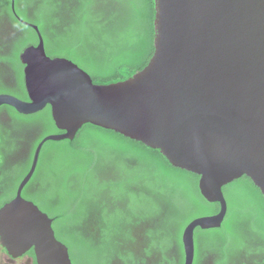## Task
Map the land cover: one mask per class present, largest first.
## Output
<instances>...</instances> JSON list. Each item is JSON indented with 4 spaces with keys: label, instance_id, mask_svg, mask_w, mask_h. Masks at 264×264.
Masks as SVG:
<instances>
[{
    "label": "water",
    "instance_id": "obj_1",
    "mask_svg": "<svg viewBox=\"0 0 264 264\" xmlns=\"http://www.w3.org/2000/svg\"><path fill=\"white\" fill-rule=\"evenodd\" d=\"M154 52L132 77L95 84L73 61L36 45L20 54L28 100L0 94V108L36 114L47 106L61 133L44 137L15 197L0 208V246L12 259L33 250L36 264H73L53 219L22 192L47 141L73 140L85 124L158 149L176 168L200 177L215 215L184 229V264L195 258L197 228L221 227L223 187L249 177L264 197V0H154Z\"/></svg>",
    "mask_w": 264,
    "mask_h": 264
},
{
    "label": "trees",
    "instance_id": "obj_2",
    "mask_svg": "<svg viewBox=\"0 0 264 264\" xmlns=\"http://www.w3.org/2000/svg\"><path fill=\"white\" fill-rule=\"evenodd\" d=\"M23 1L24 8H19L16 0L17 12L39 27L47 55L73 61L95 84L124 81L141 71L153 55L154 0ZM4 3L12 15L11 0ZM16 28L21 35L9 52L0 54V62L11 66L19 89L0 84V93L28 100L20 54L36 45L38 37L25 24L17 23ZM1 109L7 110L16 128H37V136L28 157L13 166L10 186L0 195V208L15 197L41 140L62 132L52 119L50 106L32 115L19 114L7 105ZM10 133L0 125V162L2 148L15 142ZM199 179L174 167L158 149L85 124L73 140H50L43 145L22 196L47 213L54 230L61 228L77 242V248L86 245L98 262L120 258L135 264L152 251L162 254L168 264H184L185 227L198 217L220 211L219 203L202 196ZM223 192L228 204L225 219L219 228L196 229L193 264L208 258L212 264H264L262 192L247 176L224 186ZM243 201L253 216L247 227L236 228Z\"/></svg>",
    "mask_w": 264,
    "mask_h": 264
},
{
    "label": "flooded vegetation",
    "instance_id": "obj_3",
    "mask_svg": "<svg viewBox=\"0 0 264 264\" xmlns=\"http://www.w3.org/2000/svg\"><path fill=\"white\" fill-rule=\"evenodd\" d=\"M18 1L19 2L17 5L19 6V8H24L25 2L23 0H18ZM4 7H5L4 0H0V54L2 55L10 51V49L14 45V41L17 39L18 36L21 35L20 31L16 28L17 23H22L21 20L26 21V19L17 12L16 0H11L12 15H10ZM0 84L6 85L11 89H19V85L13 69L7 63H3V62H0ZM4 94H10V93H4ZM0 125H4L8 129H10V131L12 132L10 133V135L12 136L11 138H14V141L16 142L15 145L18 146V147H13L12 145L15 142L11 143L8 141L9 143L7 144V148H2L3 155L0 162V195H2L10 186L9 184L12 178L10 172L12 171L13 166L22 159L28 157V155L30 154L32 143L35 141L37 136V128L34 127L29 129L16 128L15 125L12 123V118L9 116L7 110L1 108H0ZM4 172L6 174H4ZM130 247L133 250V244H130ZM30 251L21 258L27 256L29 264H36L35 256L30 255ZM157 260H159V262L161 261L162 262L161 264H168L162 260V254H156L153 253L152 251L150 252V255H145L144 257H142V259L139 262L136 263L135 261V264H160ZM99 264H133V263L130 261H123L120 258H116L115 260L112 259L104 263L99 262ZM200 264H212L211 258L203 259Z\"/></svg>",
    "mask_w": 264,
    "mask_h": 264
},
{
    "label": "rangeland",
    "instance_id": "obj_4",
    "mask_svg": "<svg viewBox=\"0 0 264 264\" xmlns=\"http://www.w3.org/2000/svg\"><path fill=\"white\" fill-rule=\"evenodd\" d=\"M41 207L46 210V206L44 204H40ZM241 213L240 215L235 219L234 226L237 228H242L244 226L247 227V221L250 217L253 216L252 212L250 211V207L247 204L246 201H243V203L240 206ZM55 232L57 237L63 241L68 248L70 249V254L72 258L73 264H99L98 259L96 260L93 253H90L88 250V247L86 245H83L82 248H77V242L73 238L67 237L63 230L57 226H55ZM245 232V229H244ZM0 264H29L28 263V257L23 258H17L12 259L10 258L5 251L0 246Z\"/></svg>",
    "mask_w": 264,
    "mask_h": 264
}]
</instances>
